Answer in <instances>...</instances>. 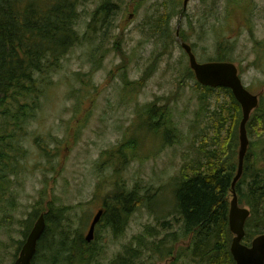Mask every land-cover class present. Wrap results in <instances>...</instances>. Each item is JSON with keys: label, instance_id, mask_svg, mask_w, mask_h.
I'll return each instance as SVG.
<instances>
[{"label": "rangeland", "instance_id": "obj_1", "mask_svg": "<svg viewBox=\"0 0 264 264\" xmlns=\"http://www.w3.org/2000/svg\"><path fill=\"white\" fill-rule=\"evenodd\" d=\"M100 2L80 0V34ZM201 2L190 0L179 14L183 0H121L120 9L112 7L117 15L104 47L97 50L96 42H87L66 55L28 126L24 160L0 189V264H13L24 233L38 215L49 213L53 233L45 237L44 247L53 245L55 251L49 256L42 252L38 264L47 258L50 263L44 264H114L125 251L136 252L130 264H191L182 257L190 241L171 216L172 191L184 161L195 159V135L206 127V114L212 116L217 104L229 107L230 101L222 93L201 99V90L187 76L180 42L193 46L196 60L205 63L217 61L216 42L228 40L225 54L246 89L260 97L264 113V0ZM124 80L144 85H133L129 95ZM150 102L170 104L176 141L151 134L145 126L142 112ZM201 102L204 114L197 118ZM253 143L251 153L258 154L264 137ZM113 170L125 190L136 189L137 203L146 190L156 199L134 204L119 234L101 223L90 252H77L69 260L66 255L67 263L59 260L63 236L54 228L60 226L66 244L83 238L92 216L116 188ZM163 218L169 228L161 226ZM166 248L169 257L161 256Z\"/></svg>", "mask_w": 264, "mask_h": 264}, {"label": "trees", "instance_id": "obj_2", "mask_svg": "<svg viewBox=\"0 0 264 264\" xmlns=\"http://www.w3.org/2000/svg\"><path fill=\"white\" fill-rule=\"evenodd\" d=\"M79 5L80 0H0V189L4 190L8 178L17 174L24 160L22 144L26 142L28 126L41 109L40 101L46 89L52 85L53 76L61 70L63 59L74 47L83 43L96 42L97 50L104 47L105 36L112 28L114 15H117L112 7L120 9L121 0H101L83 34L77 28ZM229 43L226 40L216 42L217 61L232 60L225 54L230 49ZM99 67L100 60H97L96 69ZM187 76L193 79L189 70ZM141 80L144 81V78ZM123 82L129 95L134 90L133 85H144L125 80ZM196 86L202 92L200 97L203 101L211 94L222 93V96L229 99L230 106L217 104L212 116L206 114V127L195 135V159L184 161L179 170L172 191L171 207L174 210L171 216L177 221L175 223L180 227L183 237L187 236L189 239L191 236L189 245L182 254L183 259L189 257L187 260L191 264H234L229 253L231 234L228 229V213L230 187L237 172L241 109L229 90L202 88L198 84ZM169 105L157 106L155 102H150L144 107L142 114L151 134L160 133L162 136L166 135L169 141H176V133L171 132L175 128L170 122L172 117ZM204 105L201 102L197 118L204 114ZM246 128L252 142L235 191L239 204L250 210L243 240L249 245L256 235L264 233L263 143L261 148H257L258 154L251 153V147L255 148L253 142L264 137V113L260 108L251 114ZM122 144L124 143L117 150ZM118 176L114 171L113 183L116 188L108 196L101 220L107 223L106 226L114 234H119L139 197L136 189L125 190ZM141 197L142 200L137 203L139 205L152 203L156 199L147 194V190ZM45 220L49 225L50 213L45 215ZM160 221L164 229L169 228L170 224L165 218ZM54 229V232H59L64 237L60 226ZM48 230L49 227L39 242L38 254L33 264H38L42 252L49 256L55 251L53 245L44 247L45 237L53 233L48 234ZM172 236L173 234L170 235ZM77 237V241L69 244L62 241L64 249L58 256L59 260H65L66 255H69V260L77 252L84 254L82 248L87 245L80 235ZM156 254H160L159 248ZM132 255L136 258V252L131 254L125 251L114 264H130ZM170 255L169 248H166L165 257ZM56 258L57 256L54 259ZM45 262L50 263L48 258L41 260V263ZM79 263L83 264L84 261L80 260Z\"/></svg>", "mask_w": 264, "mask_h": 264}, {"label": "water", "instance_id": "obj_3", "mask_svg": "<svg viewBox=\"0 0 264 264\" xmlns=\"http://www.w3.org/2000/svg\"><path fill=\"white\" fill-rule=\"evenodd\" d=\"M187 2L188 0L184 1V8ZM181 46L187 54L189 67L194 72L197 82L204 87L230 89L235 100L241 106L242 120L239 125L238 169L231 184L232 199L228 214L229 231L234 235L230 244V253L235 264H264V234L256 237L250 247L241 244V240L244 237V225L249 217V211L239 207L235 192V185L241 176L244 157L249 145L246 135V123L251 112L258 106V98L251 95L242 86L238 78L237 69L233 64L226 62L198 64L190 46L187 44H182ZM102 214L103 211L99 210L93 217L85 237L87 243L93 240L95 226ZM44 230V215H40L25 239L14 264H31L36 252L37 242L43 235Z\"/></svg>", "mask_w": 264, "mask_h": 264}]
</instances>
